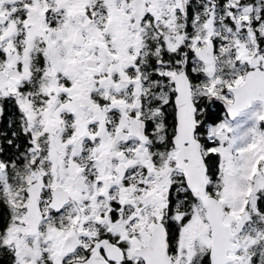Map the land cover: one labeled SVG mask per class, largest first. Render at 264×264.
I'll use <instances>...</instances> for the list:
<instances>
[{"label": "snow or ice", "instance_id": "obj_1", "mask_svg": "<svg viewBox=\"0 0 264 264\" xmlns=\"http://www.w3.org/2000/svg\"><path fill=\"white\" fill-rule=\"evenodd\" d=\"M261 122L264 0H0V264H264Z\"/></svg>", "mask_w": 264, "mask_h": 264}, {"label": "rangeland", "instance_id": "obj_2", "mask_svg": "<svg viewBox=\"0 0 264 264\" xmlns=\"http://www.w3.org/2000/svg\"><path fill=\"white\" fill-rule=\"evenodd\" d=\"M243 119H246V117H243ZM254 123L253 120H247V124L245 125V127H250L252 124Z\"/></svg>", "mask_w": 264, "mask_h": 264}, {"label": "flooded vegetation", "instance_id": "obj_3", "mask_svg": "<svg viewBox=\"0 0 264 264\" xmlns=\"http://www.w3.org/2000/svg\"><path fill=\"white\" fill-rule=\"evenodd\" d=\"M239 119H243V117H240ZM260 126L262 129H264V122H261Z\"/></svg>", "mask_w": 264, "mask_h": 264}]
</instances>
